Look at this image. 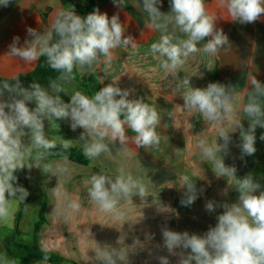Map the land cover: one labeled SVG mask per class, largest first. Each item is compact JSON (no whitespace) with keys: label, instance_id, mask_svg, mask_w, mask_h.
Segmentation results:
<instances>
[{"label":"clouds","instance_id":"clouds-1","mask_svg":"<svg viewBox=\"0 0 264 264\" xmlns=\"http://www.w3.org/2000/svg\"><path fill=\"white\" fill-rule=\"evenodd\" d=\"M10 2L0 0V5L6 7ZM161 2L136 0L137 9L147 15L145 28L160 32L158 42L152 43L149 51L160 58V67L172 77L171 86L184 102L182 108L198 112L215 128L216 140L209 144L202 130L197 135L200 138L196 147L207 158L217 178H226L228 186L229 180H234L231 189L239 195L234 203L206 200L207 212H215L217 207L223 211L217 215L215 226L202 235L162 227V247L168 255L158 256L157 260L159 264H170L169 256H178L177 264H264V190L252 174L238 177L237 168L225 164L236 132H239L236 146L241 160L257 151L256 129L264 128V83L255 75L250 76L243 87V102L237 107L240 99L237 86L210 82L207 87H192L190 78L180 79L178 73L190 55L199 51L218 56L222 49L228 50L230 42L223 29L217 27L218 16L208 11L205 0H170L168 13L161 11ZM113 3L119 9L127 4L126 0H113ZM217 5L232 22L240 24L255 23L264 16V0H217ZM26 32L30 39L18 46L20 37H14L5 56L25 65L45 57L47 64L60 75L50 81L47 89L37 82L25 87L20 79L0 85V221L12 215L11 200L23 203L29 195L18 183L16 172L31 171L33 167L57 178L56 186L51 189L55 200L52 213L67 221L81 205L68 197L62 182L71 176L68 157L47 162V154L57 144L48 138L45 121L51 124L70 120L73 131L82 129L79 140L83 142L84 156L89 159L110 153V145L116 146L117 142L122 156L128 158L130 142L137 148L161 150L162 138L157 128L162 117L143 97L130 98L133 90L119 87L120 77L91 97L75 91L69 102L61 98V92L68 95L66 85L75 79L74 69L82 75L95 74L101 63L113 59L115 49L134 44L133 37L125 35L126 26L119 13L109 17L97 8L81 16L69 5L56 13L47 30L28 27ZM206 68L212 70L211 60ZM168 115L171 117L172 113ZM129 130L134 135L129 136ZM62 140L61 147L67 150L72 140ZM260 140L264 141V133ZM85 184L89 185L88 198L116 220H124L127 215L120 207L125 201H132L134 196L141 201L149 197L145 181L134 177L124 164L117 167L114 177L100 170L92 173ZM179 184L184 190L180 201L184 207L192 206L205 191L197 187V180L187 175L180 176ZM143 247L139 238L126 248L96 243L95 259L99 264H130L129 255ZM41 251L43 259L48 260V249L44 247ZM3 264L12 262L4 259Z\"/></svg>","mask_w":264,"mask_h":264},{"label":"crops","instance_id":"crops-1","mask_svg":"<svg viewBox=\"0 0 264 264\" xmlns=\"http://www.w3.org/2000/svg\"><path fill=\"white\" fill-rule=\"evenodd\" d=\"M87 1L11 0L6 7L0 5V77L15 78L32 72L38 64L37 61L25 65L23 61L5 56L14 37L19 36L18 46H23L25 39H30L26 32L28 27L45 31L59 10L68 8L69 5L75 8V5ZM205 2L208 11L218 16L217 27L222 28L228 36L230 46L227 51L222 49L218 56L199 51L190 55L178 77L190 78L192 87H207L212 82L211 77L216 74L218 79L213 82L238 87L239 107L245 96L243 87L250 76L255 75L264 83V16L255 23L240 24L229 19L227 13L218 7L217 0ZM126 3L123 9H119L113 0H100L92 11L98 8L109 17L119 13L121 22L126 26L125 35L132 36L134 44L115 49L113 59L108 63H101L95 69V74L82 75L78 69H74V72L101 88L120 77L118 86L133 90L130 98L143 97L162 117L157 128L162 138L161 150L137 148L130 142L128 147L131 155L124 158L117 142L116 146L110 145V153H102L95 159H89L87 165L69 160L71 176L62 182L68 197L78 200L81 207L67 221L52 213L55 200L51 189L56 186L57 178L44 174L35 167L31 171L27 169L21 186L28 190L29 195L25 199L26 204L18 224L19 232H15V218L21 202L11 200L12 215L0 221V264H3L4 259L12 264H17L19 260L26 264L29 250L33 247H46L47 252H54L78 264H99L94 253L96 243L126 248L135 238H139L144 247L129 255L130 264H159L157 257L168 255L162 247V227L202 235L215 226L217 215L223 211L217 207L215 212H207L204 208L206 200L218 203H234L238 200L239 194L231 189L234 180H229V188L226 178H217L207 158L196 147L200 138L197 135L202 130L206 132L208 143L212 144L217 138L215 128L205 122L198 112H188L182 108L184 102L180 93L171 86L172 77L160 67V58L149 51L151 44L158 42L160 32L145 28L147 15L137 9L136 0H126ZM160 8L164 13L170 12V0H162ZM209 60L212 61L211 71L206 68ZM48 87L49 85L44 88ZM66 89L68 95L60 93L65 102L70 101V95L75 91L92 96L76 78L66 85ZM30 107L35 105L30 104ZM169 113H172L171 117ZM70 124V120H56L51 124L45 121L48 138L56 144L63 143L62 138L72 140V146L83 150V142L79 140L83 130L77 128L73 131ZM244 125L247 128V120ZM262 133L264 128L257 127V151L243 160L240 159V150L236 146L239 143V132L234 133L225 164L234 165L238 177L252 174L260 183L261 190H264V141L260 140ZM128 135L134 134L129 130ZM35 154L33 152V158ZM60 160L62 158L47 157V162L50 163ZM121 164L134 177L145 181L149 197L141 201L138 196H134L132 201H125L120 207L127 215L124 220H116L113 214L100 211L88 198L89 185L85 181L90 180L92 173H99L100 170L114 177ZM182 175L197 180V187L205 190L190 207H184L180 203L184 191L179 184ZM44 208L46 221L35 233V224ZM130 221L136 222L129 223ZM178 259V256H169L170 264H177ZM37 262L33 259L29 264Z\"/></svg>","mask_w":264,"mask_h":264},{"label":"trees","instance_id":"trees-1","mask_svg":"<svg viewBox=\"0 0 264 264\" xmlns=\"http://www.w3.org/2000/svg\"><path fill=\"white\" fill-rule=\"evenodd\" d=\"M100 0H88L84 4H77L75 5V11L81 16H86L87 14L92 12L93 7L99 2ZM60 75L59 72L56 70H53L46 62L45 57H41L38 61V64L36 68L29 73L20 74L15 78H3L0 77V85H2L5 82L12 83L15 79H20L23 86L27 87L32 82H37L41 84L42 87H45L50 84V81L53 79H56ZM75 78L80 82L81 86L92 96L95 94L96 91L100 90V86L96 83H92L89 79L85 77L79 76L77 73L74 72ZM217 75L214 74L211 77V81L217 80ZM61 144H57V147L55 149H52L47 154L48 158H62L63 156H67L68 160L72 162H76L82 165L89 164V158L84 156L83 150L76 146H70L67 150L63 149L61 147ZM27 169H24L23 171L17 172L16 175L18 177V183L21 185L22 180L24 177V174ZM26 204V200L21 203V206L16 214L15 218V232L18 231V224L22 217V211ZM45 208L42 209L39 219L35 224V233H37L42 225L45 223ZM47 255L49 257L48 260L53 261L58 264H78L72 260L66 259L62 257L61 255H58L54 252H47ZM44 253L39 249L38 247H33L31 250H29V256L26 258L25 263L29 264L33 259L36 261L44 260L43 259Z\"/></svg>","mask_w":264,"mask_h":264},{"label":"built area","instance_id":"built-area-1","mask_svg":"<svg viewBox=\"0 0 264 264\" xmlns=\"http://www.w3.org/2000/svg\"><path fill=\"white\" fill-rule=\"evenodd\" d=\"M37 264H58L50 260H39Z\"/></svg>","mask_w":264,"mask_h":264},{"label":"rangeland","instance_id":"rangeland-1","mask_svg":"<svg viewBox=\"0 0 264 264\" xmlns=\"http://www.w3.org/2000/svg\"><path fill=\"white\" fill-rule=\"evenodd\" d=\"M17 258H21V257H17ZM17 264H24V263H22L21 260H19V262Z\"/></svg>","mask_w":264,"mask_h":264}]
</instances>
